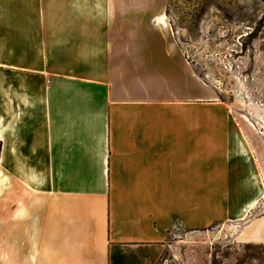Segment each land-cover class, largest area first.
Returning <instances> with one entry per match:
<instances>
[{"label": "crops", "instance_id": "crops-1", "mask_svg": "<svg viewBox=\"0 0 264 264\" xmlns=\"http://www.w3.org/2000/svg\"><path fill=\"white\" fill-rule=\"evenodd\" d=\"M166 6L0 0V264H159L219 223L264 245L260 162Z\"/></svg>", "mask_w": 264, "mask_h": 264}, {"label": "rangeland", "instance_id": "rangeland-1", "mask_svg": "<svg viewBox=\"0 0 264 264\" xmlns=\"http://www.w3.org/2000/svg\"><path fill=\"white\" fill-rule=\"evenodd\" d=\"M163 1L172 41L244 130L264 186V0ZM160 35L141 44L167 46V35ZM262 212L264 203L251 217ZM243 226L219 223L192 232L175 227L159 264H264V245L239 239Z\"/></svg>", "mask_w": 264, "mask_h": 264}]
</instances>
